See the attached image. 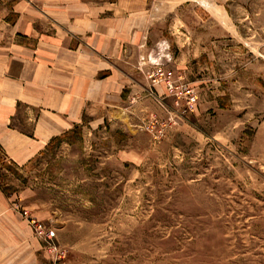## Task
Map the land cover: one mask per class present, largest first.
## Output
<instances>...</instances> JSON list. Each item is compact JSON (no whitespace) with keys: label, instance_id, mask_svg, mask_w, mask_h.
Wrapping results in <instances>:
<instances>
[{"label":"rangeland","instance_id":"obj_1","mask_svg":"<svg viewBox=\"0 0 264 264\" xmlns=\"http://www.w3.org/2000/svg\"><path fill=\"white\" fill-rule=\"evenodd\" d=\"M18 62L59 132L0 145V264H264V0H0Z\"/></svg>","mask_w":264,"mask_h":264},{"label":"crops","instance_id":"obj_2","mask_svg":"<svg viewBox=\"0 0 264 264\" xmlns=\"http://www.w3.org/2000/svg\"><path fill=\"white\" fill-rule=\"evenodd\" d=\"M26 37L34 40H40L43 38L41 34H39L36 30L34 33H22ZM35 34V35H34ZM37 36V37H36ZM51 45L49 48L51 49L49 58L53 59V62L58 64V57L59 51L58 49L63 48V45H60L61 42H55L54 40H50L49 42ZM42 44L36 43V48H34V52L38 55L48 56L44 55L45 53L41 50ZM73 48V41L66 42V48L64 49L66 52H70L69 49ZM52 49L54 51H52ZM37 50V51H36ZM21 51H26V49H21ZM40 54H39V53ZM36 54V55H37ZM37 55V56H38ZM33 56V55H32ZM35 57V55H34ZM17 58H15L16 60ZM25 62V61H24ZM46 67L49 69V66L54 67L57 65H53L47 62ZM46 68H43V71L46 70ZM55 68V67H54ZM55 70V69H53ZM16 74H12V73ZM19 73V74H17ZM27 73H26V67L23 65V63L18 62L16 65H12V67L8 66L5 68H0V98L6 97L9 100V105L11 108H13V111H16L19 104H29L33 106H39L42 107V105H51L49 108H45L46 110L51 111L50 113H54L53 115L56 117L53 121L54 125L53 127L51 125L46 126L42 119H39V126H37L34 135L27 136L19 131L13 130V128L10 129L11 125V118L13 114L9 113V111L5 112L0 108V145L1 147L8 152L14 161L17 163H21L24 161H27L31 159L37 152L41 151L48 141L52 139L53 137L57 136L58 134V121H57V109L56 107H53L54 101L52 102V99L49 101L47 98L43 99V93L42 92H33L31 93L26 86L25 80H27ZM57 88V85L54 86ZM55 94H57V91H52ZM5 119V120H4ZM65 120L69 121V119L64 118ZM71 120V119H70ZM80 121V117H75L71 121H69L70 124L78 123ZM69 124V125H70ZM16 151V152H15ZM19 152V153H17ZM15 153V154H14Z\"/></svg>","mask_w":264,"mask_h":264}]
</instances>
